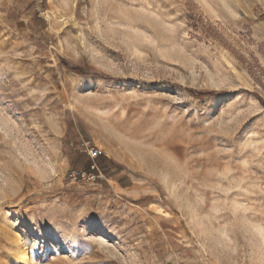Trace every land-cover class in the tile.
<instances>
[{
    "label": "rangeland",
    "instance_id": "rangeland-1",
    "mask_svg": "<svg viewBox=\"0 0 264 264\" xmlns=\"http://www.w3.org/2000/svg\"><path fill=\"white\" fill-rule=\"evenodd\" d=\"M0 264H264V0H0Z\"/></svg>",
    "mask_w": 264,
    "mask_h": 264
},
{
    "label": "built area",
    "instance_id": "built-area-1",
    "mask_svg": "<svg viewBox=\"0 0 264 264\" xmlns=\"http://www.w3.org/2000/svg\"><path fill=\"white\" fill-rule=\"evenodd\" d=\"M85 152H86V154L88 155V157L91 159V162H92V164H91V166H90V172H88V174L87 173H81V175L82 176H87V177H90V178H92L93 180L94 179H96V178H98V179H102L103 177L100 175V174H96L95 173V171H97V167H96V165H95V163H94V160H95V158L99 155V152H98V150L97 149H95V148H88V143L87 144H85ZM78 174V173H77ZM76 174V175H77Z\"/></svg>",
    "mask_w": 264,
    "mask_h": 264
},
{
    "label": "trees",
    "instance_id": "trees-1",
    "mask_svg": "<svg viewBox=\"0 0 264 264\" xmlns=\"http://www.w3.org/2000/svg\"><path fill=\"white\" fill-rule=\"evenodd\" d=\"M65 65V64H64ZM73 73L78 74V75H83L81 72H79L76 69H70ZM100 154L95 158L94 163L96 164L97 169L99 170V172H101L103 174V172L105 173V159H100ZM98 162V163H97ZM91 162L89 161L88 165L86 168H84L85 170L89 169Z\"/></svg>",
    "mask_w": 264,
    "mask_h": 264
}]
</instances>
